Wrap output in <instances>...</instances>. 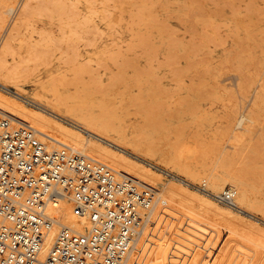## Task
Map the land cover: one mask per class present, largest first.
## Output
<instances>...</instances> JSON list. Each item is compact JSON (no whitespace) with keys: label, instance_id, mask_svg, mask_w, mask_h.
<instances>
[{"label":"rangeland","instance_id":"obj_1","mask_svg":"<svg viewBox=\"0 0 264 264\" xmlns=\"http://www.w3.org/2000/svg\"><path fill=\"white\" fill-rule=\"evenodd\" d=\"M16 1L14 6L18 3ZM53 1L54 0L43 2L45 3V9L48 3H55ZM77 1L78 0L72 1L73 3L71 4L77 6L71 5V8L74 11H79V14H77L76 11L75 14L71 11L72 9H69L68 6L70 3H68L67 0L65 1L67 3L64 2L66 7H64V5L62 6L63 2H60L61 6L57 5L59 2L53 5L56 9L57 7L58 9L61 8L60 10L57 9L58 11L55 9V13H53L54 8L52 4H49L46 13H43L41 9L43 7H40L36 10L35 14L31 16L32 19L29 18L27 20L28 22H25L26 28L25 24L20 27L21 32H19V34L23 32L24 34L22 35L23 38L19 35L20 37H17L18 39L15 40V50L21 54V57L20 54H16L17 52L15 51L14 58L10 56L9 60L12 61L15 59L14 61H19L20 58H27L28 60V57H30L28 55L33 54L36 48L39 57L45 54L48 57L47 58L45 55L44 57H46V59L43 57L41 59L37 56V62L35 54L33 59L32 57L30 58L31 60L35 59L34 62L36 61V64L33 62L31 63L30 60L26 61L25 64H28L27 66L33 69L29 71L31 69L26 67L27 70L29 69V77L25 78V80L23 78L22 81H25L23 86L26 92L29 94L40 92V84L48 85L49 81H51L56 74L72 69L74 66L76 67L79 62H85L88 58L91 65L88 62L85 64L87 66L90 65V68L97 67L98 65L100 66L101 63L103 67L100 66V68L98 66L100 68L99 71L98 68H96L98 72H96L97 75L94 74L95 71L92 72L90 68L85 70L87 66L79 63V65L81 64V66L83 65L85 68H80L79 66L80 69H84L86 72L90 71L92 74L96 75V77H100L102 73L104 74L100 79L102 78L103 81L105 80L104 83H107L108 90L106 89L107 91H105V94L97 92L95 96L97 98L100 97V100H105V103L106 101H110L112 104L121 108L122 111L121 109L120 111L125 119L124 123L128 125L131 130L133 129L132 131H134V133L146 137L148 136L153 142L156 141L157 145L154 142V145H156L155 147L164 149L169 153L180 154L184 162L188 160L190 161L188 163H194V161L202 164L206 163L205 174L218 173L224 176L223 173L228 170H223L224 168L217 161L218 148L221 146L220 149L232 151L231 147L234 146V139L232 136H234L235 133L243 132L247 129L243 139L244 143H239L237 147L239 149V155H237V159L234 163L235 169L233 168V171L242 172L244 170V172L247 173V175H244L246 181H249L248 185L253 196V201H255L257 205L260 204L256 207L258 210L254 208L255 210L252 211L253 213L255 212L254 215H256V219L250 220H255L252 226L248 220V227L245 224L238 223L239 221H228L222 214H217L216 212L215 214L214 211L211 212L210 209L209 211H207V209H203L200 212L194 211L193 215L200 220V233L198 234L199 245L193 251L191 257L192 264H264V229H262L264 228V226H262L264 225V163L262 164V162H264V157L261 155L262 153L264 154V99H261L264 98V87H262L264 83V79L262 78L264 77V0ZM62 9L66 11V13L70 11L72 14L74 13L72 17L70 12L71 20H68V17H64L66 14H64L65 12L62 13ZM89 9H91V13L89 12L91 16L86 15ZM37 11L40 12L39 15H37ZM48 12L52 13L48 14ZM92 13H94V16ZM95 13H97L96 18ZM54 14L59 15L55 16ZM84 14L85 17L83 16ZM54 16L55 18L51 19V17ZM60 16L62 19L65 18L66 21L63 19L62 22ZM8 17L11 16H7V22L10 20ZM56 17H58V20ZM80 17L83 21L80 19L78 20ZM82 17L86 19L84 20ZM19 18L20 16L17 19L19 20ZM131 18L133 19L131 20ZM87 19H89L87 21L88 23L86 22ZM18 20L15 21L17 24L19 23ZM133 20L136 21L134 24L131 23ZM67 21L70 24L69 26ZM79 21L82 25H79ZM7 22L4 25L5 28L8 26ZM29 22L31 26L28 27L27 24ZM76 22H79V24ZM84 22L89 26L87 24L85 25ZM91 22H94V25H90ZM30 23L28 25H30ZM14 26H17L16 23L15 25L12 24V32L15 28ZM4 27L0 32L1 35L5 31ZM90 27L92 29H90ZM94 27H96V29L98 28V30L95 31ZM101 28L103 32L99 31ZM90 30L92 34L94 33L96 35L94 36L95 38H93L94 34L92 35ZM98 32L102 33V37L100 34V37H98ZM44 34H47V38L45 37L46 39L44 38ZM39 39L43 40L40 41ZM46 40L49 41L46 42ZM24 41H26L27 44L34 42L39 46L28 45L31 46L28 47ZM113 43L114 45H112ZM44 44H46V47ZM130 44H133V46ZM71 46H73L72 48L75 47V50L78 48V51L72 50V48H70ZM38 47L40 49H38ZM120 47L122 49H120ZM59 48L60 50L57 51ZM27 49H29V52ZM66 49L69 51L66 52ZM109 50L112 52L111 55L114 54L112 55L113 57L110 56ZM46 51L49 53L54 52L52 54L53 56L51 54L49 56ZM63 51H65L68 57L69 54L71 55L69 59L74 63H66L68 62L66 61L68 57L64 58L66 55ZM70 51L79 53L77 56L78 61L75 56L77 54H73ZM27 52L28 55L26 56ZM59 52L64 53L61 58H64L65 62H62L63 60L58 57L62 54H58ZM116 53L120 56L118 57V54L116 56ZM56 54L57 56H55ZM73 58L76 59V61H74ZM43 59L44 61H42ZM47 59L49 60L48 62ZM14 61L10 63H14ZM90 61H93V63ZM43 62L51 64L46 65ZM39 63H43V65H39ZM63 63H65V65ZM94 64L98 65L96 66ZM36 67H39L37 68L38 70ZM58 67L62 68L61 71ZM75 67L74 69L78 66ZM122 68L123 70H121ZM86 72L85 74H87V76L85 74L84 76L89 78V73ZM116 73L118 75L122 73V77L119 75V79H124L125 82H119ZM115 77L118 80L114 79ZM38 79L42 81V83L38 81ZM109 79L113 82L111 81L110 83ZM37 82H39V85ZM108 83H110L111 86ZM112 83H114V85ZM34 89L36 90L34 91ZM154 89L155 91H153ZM70 90H73V88H70ZM151 90L154 92L153 94ZM256 94L263 96H257V98ZM132 95H135L137 98H139V96L143 98L140 97L139 101L136 97L133 98ZM132 99H137L138 101L135 102L136 100L133 101ZM261 100L263 101L261 102ZM132 101L134 102L133 104ZM138 102H140V104ZM125 105L126 107L131 106L130 108L128 107V109ZM251 107H255L252 108L253 110L255 109L254 112L250 109ZM250 110H252V112ZM255 112L256 115H258L257 117L255 116ZM227 113H229V115ZM127 114L130 115L128 116ZM252 114L255 116V119H252V117H254ZM228 119L230 120L228 121ZM238 123L239 125H237ZM229 127L232 128L230 129ZM197 133L198 135L202 134V136H198ZM199 137L200 139L198 140ZM202 138L207 139V141H203ZM223 138H225V140ZM204 142H208V144L204 146V144H202ZM210 143H212V146ZM257 143L258 145H256ZM216 144L219 146H216ZM207 145L210 146L207 147ZM194 149L197 150V153H194ZM205 149H212V152L210 150L206 151ZM261 149L263 150L261 151ZM199 151L200 153H198ZM205 151L207 153H205ZM209 153H211V157H209ZM247 153H249V155H247ZM250 153L254 155L255 158L249 159V157H252ZM256 156L260 158L257 160ZM151 157L152 156L148 157V160L150 162L152 161L153 164H157L155 166L163 172L166 183H168V181L170 183L175 182V180L179 178L188 179L192 187H195L194 189L196 191L199 192L200 190L199 193L205 192L202 188L215 194L231 188L229 185L230 180L227 179L222 190H213L209 182L207 184V182L202 180V177H193L185 173L181 166L170 158L168 160V157H161V155H157V153H154L153 157ZM249 160L250 162H248ZM168 163L169 165H167ZM240 164L242 166H240ZM248 165H250V167ZM238 167L241 168V170ZM252 168H254V170L258 168L257 170L260 172L257 170L254 171ZM246 169H250V171ZM251 171H253L251 173L253 175L248 174V172L250 173ZM218 204L224 205L220 202H218ZM260 212L262 214H260ZM257 227L260 229H257ZM261 230L263 233H261Z\"/></svg>","mask_w":264,"mask_h":264},{"label":"bare ground","instance_id":"obj_2","mask_svg":"<svg viewBox=\"0 0 264 264\" xmlns=\"http://www.w3.org/2000/svg\"><path fill=\"white\" fill-rule=\"evenodd\" d=\"M15 1L16 0H0V32L3 29L5 23L7 22V16L8 15L11 16V17H8V18H10V20H9V22H7L8 26L6 28L4 27L5 31L3 30L4 32L2 35L0 33V35H1V38H0V113L4 114L10 118V125L13 128L17 129V128L24 126V127L32 129L34 131V134L43 143H45L49 149H61L63 147L72 148V149L80 152L81 154L85 155L88 158L100 161V162L108 165L118 174V177L130 178V179L136 181L138 184L145 186V187H148V188H150V189H152L158 193V201H157V204L155 206L153 216H152L149 224L147 225L139 244L134 248V251L130 254V256L128 257L125 264H192V257L191 256H192L193 251L199 245L198 234L200 233V228H199L200 220L196 216L193 215L194 211L200 212L203 209H207V211H209V209H210L211 212L214 211V213L216 212L217 214L218 213L222 214L228 221H234V222L239 221L238 223H240V224L242 223L245 225H247L251 219H256V215H254L255 212L253 213L252 211L255 210L254 208L259 206L260 204L257 205L255 203V201H253V196L251 194V190H250L249 185H248L249 181L248 182L246 181V178L244 175V174L247 175V173H245L244 170L242 171L243 173L233 171V168L235 169L234 163L237 159V155H239V153H238L239 149L237 147H238L239 143L243 142V139L246 135L247 129L243 132L235 133L234 136H232L234 139V142H233L234 146L231 147L232 151H225L223 149H220L221 146L218 148L217 161L224 168L223 170H228V171H225L223 173L224 176H222L218 173L205 174V171H206V165L205 164L206 163L205 164L197 163V161H194V163H188V162H190L188 160H187V162H184L182 160L183 157L181 158L180 154L169 153V152L165 151L164 149H160L159 147H155L157 145L156 141H154L156 143V145H154V142L148 136L146 137V136H143L141 134L134 133V131H132L133 129L131 130L128 127V125H126L124 123L125 119L121 113V111H122L121 108L112 104L110 101H106V103H105V100H100L101 99L100 97H99L100 98L99 99L95 96L97 92L98 93L101 92L102 94H105V91L108 90L107 89L108 86L106 85L107 83L106 84L104 83L105 80L103 81L102 78L100 79V77H102L104 74L100 71L102 73V75H100V77L99 76L96 77V75H97L96 74V72H97L96 68H98V71H99V69L101 67H103V65L101 66V63H100L101 67L98 64H94L96 66L98 65L100 68L98 66L93 67V65H92L93 68H90L91 64L89 63V61H88L89 58H88V60H86L85 62L84 61L79 62V63L84 64V66L86 65L85 63H87V62L90 64L88 66L86 65L87 67H85L86 68L85 69L83 67V65L82 66H81V64L79 65V63L77 62L78 63L76 65V67L78 66L77 68L73 65L76 69H74V67L73 68L71 67L72 69L66 70V68H65V70H66L65 72L64 71L59 72L55 76L52 74L54 76L53 77L51 75L53 78L51 76H49L52 79H51V81H49L48 85H46V84H40L39 85V82H37L38 85L40 86L39 87L40 92H36V93L34 92L35 94L27 93L25 87L23 86L24 85L23 83L25 81L24 82H22V81H23V78L25 80V78L29 77V71H32L33 69L29 68L27 66L28 64H25V63L28 60H30L31 63L32 62L35 63L39 57L38 56L39 53L37 54V52H36L37 48L35 47L36 49H34V50L36 53L32 49L33 54L30 53L31 55H28L29 49H27L28 52L26 53V56L28 55V56L32 57V59H33L34 55L36 54L35 55L36 56L35 62H34L35 59L31 60L30 57H28V60H27V58H20L19 61H14L15 59L12 60V58H14L13 56L17 52L15 50V48H16L15 47L16 46L15 40L18 39L17 37H20L19 35H21V38H23L22 35L24 34V32L22 34L21 33L19 34V32H21L20 27L24 26V24H25V28H26L25 22L29 18H31V16H33V14H35L36 10H38L40 7H43V8H41L42 12L46 13L47 7L49 6V4L50 5L52 4V6H53L54 4L59 2V4H57V5L61 6L60 2L61 3L63 2L62 3V6H63L64 2L67 0H65V1L64 0L63 1L62 0L61 1H59V0L55 1L54 0L53 2H55V3H51V2L48 3V6L46 7V9H45V3H43V2H48L50 0H48V1L47 0L46 1L45 0H19V1H16L18 3L16 4V6H14ZM72 1L68 0V3H70V5L68 4L69 5L68 7L70 10L72 9L71 5H75V4H71V3H73ZM77 2H79V0ZM77 2H74V3H77ZM65 3H67V2H65ZM75 6H77V5H75ZM55 7H57V6H55ZM64 7H66V6L64 5ZM93 7H94V5H93ZM53 8H54V6H53ZM53 8H51V9H53ZM55 9L56 8H54V11L53 10H49V11H53V13H55ZM57 9H58V7H57ZM60 9H58V10H60ZM44 10H46V11H44ZM90 10L91 9H89L88 14H86V15L91 16ZM39 11H37V15L40 14ZM62 11H63V9H62ZM71 11L75 13L76 10L74 11L72 9ZM70 12H67V13H66V11L62 12L66 15L68 14L67 16L64 15L65 18L68 17L67 18L68 20H71L70 15L72 14V12H71V14H70ZM49 13H52V12H48V14ZM74 13L72 14V17L74 16ZM77 14H79V11L77 12ZM96 14L97 13H95V18H96ZM54 15L57 16L59 14H57V15L54 14ZM81 15H82V13H81ZM92 15L94 16V13H92ZM19 16H20V18L18 20L17 18ZM34 16H36V15H34ZM55 16L51 17V19L55 18ZM77 16H79V15H77ZM83 16L85 17V14ZM75 17H76V15H75ZM84 17H82V18L85 20L86 18H84ZM56 18L58 20V17H56ZM60 18H61V16H60ZM65 18H63V19H65ZM63 19H62V22H63ZM79 19L82 20L81 17L78 18V20ZM132 19L133 18H131V20ZM16 20L19 21L18 24H17V22H15ZM76 20H77V18H76ZM88 20L89 19H87L86 22ZM64 21H66V19ZM92 21H94V20H92ZM79 22L78 23L76 22V23L79 24ZM86 22H84L85 25L88 23V22L87 23ZM134 22H136V21L133 20V22H131V23L134 24ZM15 23L17 26H14L15 28L12 32L11 31L12 30V24L15 25ZM67 23L69 26L70 24L68 21H67ZM70 23H71V21H70ZM72 23H73V21H72ZM93 23L91 22L90 25L91 24L94 25ZM28 24H27L28 27L31 26V23H30V25H28ZM79 25H82V23L80 22ZM88 26H87V28H88ZM131 26H132V24H131ZM27 29H25V30H27ZM90 29H92V28L90 27ZM94 30L97 31L98 28L96 29V27H94ZM23 31H24V29H23ZM99 31L103 32L102 28H101V30L99 29ZM90 32L92 34L91 30H90ZM101 32L100 33L98 32V37H100L102 35ZM99 34H100V36H99ZM46 35L44 36V38L46 37ZM94 36H96V35L94 34L93 38H95ZM52 37H53V35H52ZM45 39H44V43H45ZM48 39H49V37H48ZM42 40H40V41H42ZM47 41H49V40H46V42ZM24 42H26V41H24ZM35 42H36V40H35ZM26 44H27V42H26ZM28 45L39 46V45H37V43L35 44L34 42L27 44V46ZM44 45L46 47V44H44ZM112 45H114V43ZM112 45H111V48H112ZM130 45L133 46V44H130ZM40 46H42V45H40ZM115 46L118 47L117 45H115ZM28 47H31V46H28ZM67 47L69 48L68 45H67ZM72 47L73 46H71L70 48H72ZM47 48H44V49H47ZM60 48H61V46H60ZM60 48L57 49V51H59ZM74 48H72V50H75ZM109 48H110V46H109ZM38 49H40V48L38 47ZM48 49H50V48H48ZM120 49H122V48L120 47ZM30 50H31V48H30ZM65 51L67 52L69 50L66 49ZM65 51H63V52L65 53ZM75 51H78V48ZM118 51H120V50H118ZM46 52H48V51H46ZM63 52L58 53V54L62 53L61 55L58 56L59 58H61V56L64 54ZM70 52L73 53L74 51H70ZM120 52H123V51H120ZM53 53L48 52L49 56H50V54L52 55ZM111 53L112 52L110 51V56L114 55V54L111 55ZM16 54H20V53L17 52ZM73 54H77V55H75L76 59H77V56L79 53L76 52ZM117 54L118 53H116V56H117ZM45 55H43L39 58L42 59V57H43L46 59L47 55H46V57H44ZM65 55H66V53H65ZM10 56H12L11 60L14 61V63H10V62H12L9 60ZM16 56H18V55H16ZM55 56H57V54ZM70 56L71 55L69 54V57L67 55H66V57H64V58L68 57V59L66 60V61H68V62H66L68 64H71L70 62H73L69 59ZM119 56L120 55L118 54V57ZM20 57H21V54H20ZM58 57H57V59H58ZM64 58L63 59L61 58L63 60L62 62H65ZM49 59H50V57H49ZM76 59H74V61H76ZM55 60H56V58H55ZM42 61H44V59ZM48 61L49 60L47 59V62ZM77 61H78V59H77ZM116 61H117V57H116ZM52 62H53V60H52ZM90 62L93 63V61H90ZM43 63H41V64L43 65ZM41 64L39 63V65H41ZM44 64H46V63H44ZM48 64L50 65L51 63H48ZM48 64H46V65H48ZM57 64H59V63H57ZM63 64L65 65V63H63ZM33 65H31V66H33ZM79 66H80V68L83 67L85 70H87V68L92 69L91 71L92 72L95 71L94 74H96V75L92 74V72H90V71L86 72L84 69H80ZM123 66H120V67H123ZM130 66H132V65H130ZM26 67H28L31 70L28 69L29 70L28 71L26 69ZM39 67H36V69ZM44 67H43V69H44ZM67 67H68V65H67ZM120 67H118V68H120ZM58 68H60V67H58ZM61 69L62 68H60V71H61ZM105 70H106V68H105ZM121 70H123V68ZM85 72L89 73L88 76H90V77L89 78L87 77L88 79L84 76ZM33 73H34V71H33ZM85 75L87 76V74H85ZM119 75H120V77H122V73ZM119 75L116 73V76H118L117 77L118 79L120 78ZM109 76H111V75H109ZM37 77H38V75H37ZM117 78L115 77L114 79L118 80ZM253 78L257 79L256 77H253ZM262 78L264 79V77H262ZM111 79H109L110 83L112 81ZM33 81H32V83H33ZM38 81H40V80L38 79ZM118 81L119 82H121V81L125 82L124 79H121V80L119 79ZM259 81H260V79H259ZM26 82H28V81H26ZM40 82L42 83V81H40ZM110 83H108V84H110ZM115 83H117V82H115ZM112 84L114 85V83H112ZM153 84H155V83H153ZM263 84H262V87H264ZM110 86H111V84H110ZM139 87H141V86H139ZM150 87H152V86H150ZM153 87H155V86H153ZM70 88H73V90H70ZM109 88H112V87H109ZM260 88H261V86H260ZM35 90L36 89H34V91ZM138 90H140V89H138ZM263 90H264V88H263ZM30 91H32V90H30ZM153 91H155V89ZM151 92H152V90H151ZM153 93L154 92H152V94ZM263 95H264V93H263ZM263 95L259 96L256 94V97L257 96L262 97ZM99 96L104 97L105 95H99ZM135 97L136 96L134 95L133 98H135ZM140 97L141 96H139V98H137V97L136 98L139 100ZM141 98H143V97H141ZM254 98H255V96H254ZM254 98H253V100H254ZM137 99H134V100H136L135 102L138 101ZM261 99H264V98H261ZM133 101H132V104L134 103ZM262 101L263 100H261V102ZM120 102H122V101H120ZM257 102H259V101H257ZM138 103L140 104V102H138ZM120 104H122V103H120ZM149 105H147V106H149ZM130 106H128V107L130 108ZM256 106H257V104H256ZM125 107H126V105H125ZM128 107H126V108H128ZM252 108H255V107H251L250 109H252ZM120 109H121V111H120ZM252 110H250V111L252 112ZM254 110H253V112H254ZM227 114L229 115V113H227ZM255 116L256 117L258 116V115H256V112H255ZM255 116L252 117V119L253 118L255 119ZM230 117H232V116H230ZM244 118H246V117H244ZM229 120L230 119H228V121ZM148 121H149V119H148ZM237 125H239V123ZM229 128L231 129L232 127H229ZM198 133H197V135H198ZM223 134H224V132H223ZM200 135L202 136V134H199L198 136H200ZM218 136H219V134H218ZM200 137L198 138V140L200 139ZM195 139H197V138H195ZM223 139L225 140V138H223ZM190 140H192V139H190ZM193 140H194V138H193ZM204 140L207 141V139H203V141ZM202 144H204V146H205V144H208V142L207 143L204 142ZM210 144L212 146V143H210ZM256 145H258V143ZM209 146L207 145V147H209ZM216 146H219V145L216 144ZM160 147H162V146H160ZM207 147H205V148H207ZM212 149H207V150L205 149V150L211 151ZM215 149H217V148H215ZM258 150H260V149H258ZM262 150L263 149H261V151ZM200 151L198 153H200ZM206 151H205V153H207ZM261 151H260V153H261ZM202 152H204V151H202ZM202 152H201V154H202ZM154 153H157V155L160 154L161 157L162 156L166 157V158L168 157V160L170 158L171 160L177 162L179 164V166H181L182 170L185 173H187L193 177H202L203 181L207 182V184H208V182L210 183V186L213 190H216V191L222 190L223 187L225 186V181H227V179H229L230 180L229 185L231 186L230 189L235 193V200H234L235 206H229L226 204H224V205L218 204L219 201L217 200L216 196L220 195L224 190H222V192H219L218 194L212 193L210 191H209L210 193H207V192L199 193L200 192L199 187H198V190H199V192H198L194 189L195 187L194 188L192 187V184L188 179H180V178L176 179L175 182L171 181L172 183H170L168 181V183H166L165 179H164L163 172L161 170L157 169V166H155L157 164L156 163L153 164L152 161L150 162L148 160V157H150V156L153 157ZM184 153H186V152H184ZM194 153H197V150L194 149ZM210 154L211 153H209V155ZM247 155H249V153H247ZM250 155H251V153H250ZM261 155H263L262 157H264L263 153ZM251 156L252 157H249V159L255 158L254 155H251ZM209 157H211V155ZM259 158L257 157L256 159L258 160ZM154 159H155V157H154ZM164 160H165V158H164ZM253 160H252V162H253ZM262 161H263V159H262ZM191 162H192V160H191ZM248 162H250V160ZM263 163L264 162H262V164ZM167 165H169V163ZM250 165H248V166L250 167ZM252 165L254 166L253 163H252ZM257 165H259V164H257ZM240 166H242V165L240 164ZM243 166H245V165H243ZM259 166H262V165H259ZM239 169L241 170V168H239ZM243 169H245V168H243ZM252 169L254 170V168H252ZM257 169H255V170H257ZM247 171H250V169H248ZM257 171H259V170H257ZM252 172L253 171H251L250 173L248 172V174L253 175V174H251ZM260 175H261V173H260ZM257 178H258V176H257ZM256 183H257V181H256ZM254 195H255V193H254ZM258 208H260V207H258ZM71 210H72V204L69 201H64L61 203V211H60L61 217L60 218H61V221L63 224H66L68 227L73 228L79 232H84V230L86 228H89L91 226L90 219L75 216L71 213ZM260 214H262V213L260 212ZM253 221H255V220H253ZM253 221H250L251 226L253 225ZM212 224H214V223H212ZM255 225H256V223H255ZM247 226L249 227V225H247ZM257 226H259V225H257ZM262 226H264V225H262ZM252 228H254V227H252ZM255 228H256V226H255ZM258 228L259 227H257V229ZM262 229H264V228H262ZM56 233H57V229H55L52 232L48 248L45 250V252H47L48 249L50 248V245L52 244L54 236L56 235ZM261 233H263L262 230H261Z\"/></svg>","mask_w":264,"mask_h":264},{"label":"built area","instance_id":"obj_3","mask_svg":"<svg viewBox=\"0 0 264 264\" xmlns=\"http://www.w3.org/2000/svg\"><path fill=\"white\" fill-rule=\"evenodd\" d=\"M216 198L235 206L230 188ZM64 201L90 219L84 232L62 223ZM157 201L156 191L72 148L49 149L0 113V264H125Z\"/></svg>","mask_w":264,"mask_h":264}]
</instances>
